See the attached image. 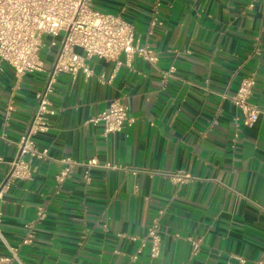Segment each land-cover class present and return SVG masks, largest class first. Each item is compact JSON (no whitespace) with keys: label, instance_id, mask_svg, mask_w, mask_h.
<instances>
[{"label":"crops","instance_id":"1","mask_svg":"<svg viewBox=\"0 0 264 264\" xmlns=\"http://www.w3.org/2000/svg\"><path fill=\"white\" fill-rule=\"evenodd\" d=\"M91 2L130 21L159 60L137 57L128 67L124 56L121 65L92 57L91 76L57 77L49 96L57 115L48 133L34 137L51 159L34 160L30 179L9 183L11 167L0 164V229L7 242L30 264H129L157 219L158 257L147 246L133 264H264V0ZM154 19L160 24L152 26ZM57 40L41 51L46 72L17 77L0 61L6 161L18 156L12 142L32 125L62 37ZM251 74L261 114L254 125L239 127L234 143L237 110L223 95H233ZM114 99L132 121L105 134L94 119ZM69 156L81 164L60 184L61 160ZM92 158L119 168L92 167L87 182L84 163ZM171 173L187 179L174 182ZM38 207L46 210L41 221ZM192 241L200 242L197 251ZM8 254L0 243V255Z\"/></svg>","mask_w":264,"mask_h":264},{"label":"built area","instance_id":"2","mask_svg":"<svg viewBox=\"0 0 264 264\" xmlns=\"http://www.w3.org/2000/svg\"><path fill=\"white\" fill-rule=\"evenodd\" d=\"M160 24L154 19L152 26ZM61 36V46L56 61L50 71V80L46 88L37 93L39 100L32 125L19 141L12 142L1 136L2 139L12 142L18 147V156L12 161H6L0 155V164H9L11 172L7 183L15 180L30 179L34 171V160H49L48 149L40 150L36 147L34 137L48 133L51 130L53 118L57 110L53 108L49 96L53 91V84L62 74H70L76 79L80 73L86 77L92 75L88 60L99 57L121 65V57H125V64L131 67L133 58H141L155 64L158 54L147 44L141 43L135 26L121 14L102 11L92 5L91 0H0V61L6 63L17 77L28 73L46 72L45 62L41 51L47 46H55ZM48 37L50 39H48ZM82 49L80 54L76 49ZM174 72L171 67L164 74L165 78ZM103 81L104 77L101 76ZM108 83L111 81L108 80ZM256 79L254 75H245L237 91L230 97L226 94L237 110L233 121L236 123L234 143L239 140V127L252 126L257 123L261 110L253 101ZM128 109L121 99H114L107 111L101 113L94 122H102L105 134H116L131 123ZM64 168L57 179L61 184L71 174L75 165L81 164L76 157L69 156L61 160ZM85 180L90 181L89 169L103 167L118 169L114 163H100L97 158L88 160ZM125 169V168H124ZM137 171L134 170L133 173ZM170 180L183 183L187 175L182 173L168 174ZM46 216L43 207L37 208V221ZM35 222V221H34ZM33 223L26 227L33 228ZM33 238L30 232L23 244ZM0 243L8 250V255H0V264H30L23 261L19 255V246L10 245L0 229ZM162 243L160 225L157 219L147 229V235L141 242L136 254L130 257V263L137 261L144 248L149 247L151 258L158 257ZM199 241H192L194 251L199 248Z\"/></svg>","mask_w":264,"mask_h":264}]
</instances>
